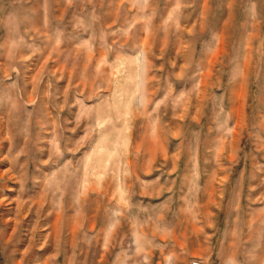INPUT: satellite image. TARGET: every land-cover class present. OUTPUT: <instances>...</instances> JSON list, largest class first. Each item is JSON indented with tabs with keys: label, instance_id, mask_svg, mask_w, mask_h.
<instances>
[{
	"label": "rangeland",
	"instance_id": "obj_1",
	"mask_svg": "<svg viewBox=\"0 0 264 264\" xmlns=\"http://www.w3.org/2000/svg\"><path fill=\"white\" fill-rule=\"evenodd\" d=\"M264 264V0H0V264Z\"/></svg>",
	"mask_w": 264,
	"mask_h": 264
},
{
	"label": "built area",
	"instance_id": "obj_2",
	"mask_svg": "<svg viewBox=\"0 0 264 264\" xmlns=\"http://www.w3.org/2000/svg\"><path fill=\"white\" fill-rule=\"evenodd\" d=\"M197 262H192V264H196Z\"/></svg>",
	"mask_w": 264,
	"mask_h": 264
}]
</instances>
